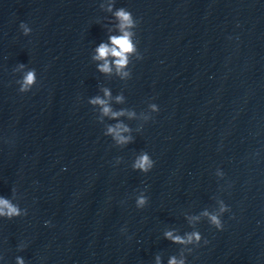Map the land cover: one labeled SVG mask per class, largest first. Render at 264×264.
I'll return each instance as SVG.
<instances>
[{
	"label": "clouds",
	"instance_id": "1",
	"mask_svg": "<svg viewBox=\"0 0 264 264\" xmlns=\"http://www.w3.org/2000/svg\"><path fill=\"white\" fill-rule=\"evenodd\" d=\"M117 18L120 20V29L122 32V35L120 36H112L110 37L111 41V47L107 44H100V46L97 48V56L95 59L97 60H104V63L100 65V70L103 72H111V67L109 65L108 60L106 59L108 56L116 57L117 59L114 61L117 71L120 72L121 69L127 64V53L132 52L133 45L131 43V33L126 31V29L130 26H132V19L128 12L124 11L123 9H120L115 13ZM27 32L28 30L25 29ZM124 75H127V73H124ZM35 80L34 72L29 71L26 76L24 77L23 85L21 90H27ZM109 93L107 90H105V95H108ZM119 99V98H118ZM92 103L104 105L103 112L104 114H109L110 109L107 107L106 102L104 100H101L99 98H96L92 101ZM155 110V106H152ZM113 116L119 115V113H112ZM128 129L122 125H117L116 127L112 128L110 127L108 129V132L111 133L114 138L117 140L118 143H127L130 139L129 137H125L121 135L122 132H126ZM134 167L143 171H148L152 167V161L150 160L149 156L147 154L141 155L135 162ZM144 199L141 198L138 200V205L142 206L144 204ZM224 209L222 208L221 211ZM20 214V210L18 207L14 206L12 203H10L8 200L0 198V216H8L9 218L13 216H17ZM207 215V213H205ZM211 221L216 224L218 227L220 226V221L218 218L213 215L210 217ZM47 223V222H46ZM166 236L169 238L175 239L177 242L184 243L186 241L182 240L180 237H172V233H166ZM193 238L199 240V235L196 233H193L188 236L187 242H190ZM18 264H23L22 260H18ZM169 264H183V261H177L175 258L171 259Z\"/></svg>",
	"mask_w": 264,
	"mask_h": 264
}]
</instances>
